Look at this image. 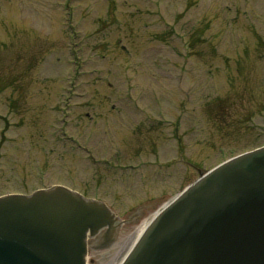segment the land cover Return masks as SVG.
<instances>
[{
	"label": "rangeland",
	"instance_id": "1",
	"mask_svg": "<svg viewBox=\"0 0 264 264\" xmlns=\"http://www.w3.org/2000/svg\"><path fill=\"white\" fill-rule=\"evenodd\" d=\"M264 144V0H0V195L60 184L122 216Z\"/></svg>",
	"mask_w": 264,
	"mask_h": 264
},
{
	"label": "water",
	"instance_id": "2",
	"mask_svg": "<svg viewBox=\"0 0 264 264\" xmlns=\"http://www.w3.org/2000/svg\"><path fill=\"white\" fill-rule=\"evenodd\" d=\"M169 195L128 209L120 218L144 208L117 233L121 221L106 203L61 185L1 195L0 264H85L88 247L108 248ZM119 264H264V145L199 171Z\"/></svg>",
	"mask_w": 264,
	"mask_h": 264
},
{
	"label": "bare ground",
	"instance_id": "3",
	"mask_svg": "<svg viewBox=\"0 0 264 264\" xmlns=\"http://www.w3.org/2000/svg\"><path fill=\"white\" fill-rule=\"evenodd\" d=\"M154 215V214H153ZM153 215L151 217H149L146 221H144V223L137 229L134 239L135 240L138 235L141 233V231L145 228V226L148 224V222L150 221V219L153 217ZM121 260V259H120ZM120 260L118 262H116V264H118L120 262Z\"/></svg>",
	"mask_w": 264,
	"mask_h": 264
},
{
	"label": "flooded vegetation",
	"instance_id": "4",
	"mask_svg": "<svg viewBox=\"0 0 264 264\" xmlns=\"http://www.w3.org/2000/svg\"><path fill=\"white\" fill-rule=\"evenodd\" d=\"M90 242L93 241V240H89Z\"/></svg>",
	"mask_w": 264,
	"mask_h": 264
}]
</instances>
